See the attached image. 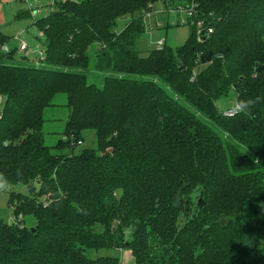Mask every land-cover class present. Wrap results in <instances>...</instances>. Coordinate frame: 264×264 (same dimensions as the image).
Returning a JSON list of instances; mask_svg holds the SVG:
<instances>
[{"label": "trees", "instance_id": "16d2710c", "mask_svg": "<svg viewBox=\"0 0 264 264\" xmlns=\"http://www.w3.org/2000/svg\"><path fill=\"white\" fill-rule=\"evenodd\" d=\"M158 1L187 2L55 1L32 23L42 64L0 50V177L35 187L9 193L22 219L0 223V264H122L103 250L135 264H264V102L250 115L217 105L264 97V0H198L220 18L211 38L191 27L175 51L143 57ZM10 39L0 31V47ZM59 94L69 115L50 147L44 111ZM87 129L97 147L78 150Z\"/></svg>", "mask_w": 264, "mask_h": 264}, {"label": "rangeland", "instance_id": "374dc122", "mask_svg": "<svg viewBox=\"0 0 264 264\" xmlns=\"http://www.w3.org/2000/svg\"><path fill=\"white\" fill-rule=\"evenodd\" d=\"M62 2V0H40V13L34 17L35 19L42 18L51 13L53 9V2ZM0 31L8 38H11L6 46L10 50H16V56H21L17 51L19 43L24 41L30 47L28 53L33 50L40 51L44 49L43 36L38 32L35 26L32 25L33 17L28 14L26 5L18 0L9 1L1 0L0 2ZM26 13L21 17H17L18 13ZM182 18V13L173 12L167 10L164 3L161 1L155 2L152 5L151 13L145 16L144 24L145 29L138 42L140 55L145 57L150 51L154 50L157 42L162 39L166 40V46L174 51L180 46L184 45L191 34V26L189 25H176L170 26V22ZM129 18H123L118 21L117 31H121L129 22ZM19 36V40L16 39ZM40 36V37H38ZM36 55H31L30 60H34ZM23 62H27L23 59ZM42 60H39V64H42ZM36 63V62H34ZM33 63V64H34ZM89 81L96 84L103 82V75L100 73H88ZM234 93H231L228 98L219 100L217 105L220 109L229 111V102L235 101ZM66 95L59 94L54 100V105L48 107L44 111V140L45 144L50 147H55L60 139H64V132L66 128V122L68 119V109L66 107ZM3 103L0 104V109ZM83 145L80 148H96L97 136L93 129H87L82 131ZM67 151V150H65ZM35 188V187H32ZM29 186L24 184L8 185L5 190H0V223L11 224L15 219L16 214L13 210V205L9 202V193H28ZM20 219V215L17 217ZM25 223L28 227H34L35 220L32 216L25 218ZM120 256L122 264H135L131 252L127 250L118 251H100L99 254H116Z\"/></svg>", "mask_w": 264, "mask_h": 264}, {"label": "built area", "instance_id": "2783aa9c", "mask_svg": "<svg viewBox=\"0 0 264 264\" xmlns=\"http://www.w3.org/2000/svg\"><path fill=\"white\" fill-rule=\"evenodd\" d=\"M18 1L23 2L27 6L28 12L33 17V20H35L34 17H36L40 13V6H41L40 0H18ZM62 1L64 2L66 0H62ZM167 10L182 13V18H178L177 20L170 22V26L189 25L193 27L196 38L199 42H206L207 40H209L215 32V26L220 22V18L213 12H210L208 16L204 18V16L200 12L198 0H187V2L184 3L183 5H179L177 8H169ZM150 13L151 11L146 15ZM16 39L19 40V36H16ZM165 45H166V40L162 39L159 42H157L155 49L162 50ZM29 49H30L29 45L24 41H22L19 43V47L17 51L20 53H26L29 51ZM0 50L5 53L10 52V49L6 45L1 46ZM36 53H37L36 55L37 61L39 60L43 61L45 58L44 49L37 51ZM194 75L195 74L193 73V78ZM0 104H2L1 96H0ZM226 114L231 116L234 114V112L226 111ZM77 145L82 146L83 142L78 141ZM21 219H22L21 215H20V219L15 217L12 223L16 224L20 222Z\"/></svg>", "mask_w": 264, "mask_h": 264}, {"label": "clouds", "instance_id": "9594fccd", "mask_svg": "<svg viewBox=\"0 0 264 264\" xmlns=\"http://www.w3.org/2000/svg\"><path fill=\"white\" fill-rule=\"evenodd\" d=\"M261 102H264V97L260 95L244 100L237 98L235 101L229 102L228 110L236 114L250 115L251 111ZM6 187V178L0 177V190H5Z\"/></svg>", "mask_w": 264, "mask_h": 264}, {"label": "crops", "instance_id": "0c3cea01", "mask_svg": "<svg viewBox=\"0 0 264 264\" xmlns=\"http://www.w3.org/2000/svg\"><path fill=\"white\" fill-rule=\"evenodd\" d=\"M0 1H1V0H0ZM9 1H14V0H9ZM26 7H27V6H26ZM19 13H20V12H19ZM19 13H18V14H19ZM18 14H17V15H18ZM29 48H30V47H29ZM36 52H37V50H33V51H31L30 53L26 52V53H22V54H24V55H26L28 58H30L31 55H32V56H33V55H37ZM31 62H32V63H34V62L37 63V57L35 56V59H34L33 61L31 60Z\"/></svg>", "mask_w": 264, "mask_h": 264}, {"label": "water", "instance_id": "95a60500", "mask_svg": "<svg viewBox=\"0 0 264 264\" xmlns=\"http://www.w3.org/2000/svg\"><path fill=\"white\" fill-rule=\"evenodd\" d=\"M257 71H258V72L261 71V68H258ZM34 191H35V188H31V189L29 190V193L32 194ZM202 201H203L202 199L199 201V203H198L199 206L201 205V202H202ZM199 206H198V207H199Z\"/></svg>", "mask_w": 264, "mask_h": 264}]
</instances>
